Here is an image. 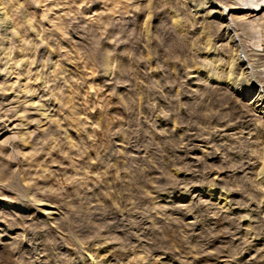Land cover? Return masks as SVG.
Masks as SVG:
<instances>
[{
  "label": "rangeland",
  "instance_id": "1",
  "mask_svg": "<svg viewBox=\"0 0 264 264\" xmlns=\"http://www.w3.org/2000/svg\"><path fill=\"white\" fill-rule=\"evenodd\" d=\"M0 2V264H264V10L226 34L236 1Z\"/></svg>",
  "mask_w": 264,
  "mask_h": 264
},
{
  "label": "bare ground",
  "instance_id": "2",
  "mask_svg": "<svg viewBox=\"0 0 264 264\" xmlns=\"http://www.w3.org/2000/svg\"><path fill=\"white\" fill-rule=\"evenodd\" d=\"M236 1L237 4L235 6H229L226 9H221L218 13V16L216 17L217 21L222 25V28H225V33L229 34L230 29L233 25L241 24L247 25L250 22H248L249 18H254L258 14H260L264 10V0H230V2ZM191 4V3H189ZM212 5V2L209 3ZM192 6V4H191ZM217 4H214V6H210V9H213L217 7ZM6 10V8H5ZM197 12V10L193 9ZM7 13V12H6ZM5 14V13H4ZM3 14V8L0 2V23L4 24L7 20V15ZM207 15V18L211 17V13H205ZM230 17V22L228 24L226 23L223 25L226 21L227 17ZM256 19V18H255ZM255 22V20H253ZM7 25V22L5 23ZM250 25V24H249ZM248 25V26H249ZM252 25V24H251ZM235 28V27H234ZM7 29V27H6ZM209 46V44H208ZM204 59L208 60L210 62V67L212 71L203 70V75L209 78L212 81L219 82L223 81L225 82V85H227L229 88L237 91V94L242 98L246 99L248 96L249 88H245L247 85L246 83V73L244 71L245 67L243 68V61H237V60H231L230 67L228 69H222L218 59L215 57V55L212 52L205 53ZM247 72V71H246ZM237 76L238 82L235 80V77ZM211 77V78H210ZM248 82V81H247ZM243 85V86H242ZM249 102L254 106L256 109H264V96L257 95L253 99H250ZM256 184L260 187L264 188V165L261 166L257 171V178H256ZM206 195L211 199L215 200L218 203L225 204L226 197L225 195L213 192L211 190L205 191ZM224 206V205H222ZM264 242H260L259 244H263ZM259 246V245H258Z\"/></svg>",
  "mask_w": 264,
  "mask_h": 264
}]
</instances>
